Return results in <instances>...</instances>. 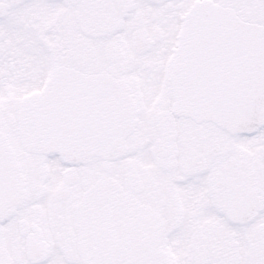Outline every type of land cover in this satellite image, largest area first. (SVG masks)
<instances>
[{"label":"flooded vegetation","instance_id":"obj_1","mask_svg":"<svg viewBox=\"0 0 264 264\" xmlns=\"http://www.w3.org/2000/svg\"><path fill=\"white\" fill-rule=\"evenodd\" d=\"M200 1L264 28V0H0V134L23 188L0 218V264H264V120L228 129L175 106L171 69ZM222 15L186 49L204 94L239 89L245 46ZM98 76L128 98L119 148L78 159L21 144L29 95L61 139L95 123Z\"/></svg>","mask_w":264,"mask_h":264},{"label":"water","instance_id":"obj_2","mask_svg":"<svg viewBox=\"0 0 264 264\" xmlns=\"http://www.w3.org/2000/svg\"><path fill=\"white\" fill-rule=\"evenodd\" d=\"M210 2L200 1L184 17L180 44L171 69V85L175 106L186 114L206 115L228 129L246 130L264 120V28L255 24L234 21L233 14ZM227 11V10H226ZM223 14L231 22L236 36L247 49L259 48L251 56H243L240 87L235 95L230 92L204 94L190 86L187 75L186 49L190 38L202 36V22L206 15ZM210 21V19H209ZM187 39V41H186ZM240 80V79H239ZM96 121L87 122L75 138L61 139L58 123L44 120V98L29 95L19 110L18 133L21 144L31 150H56L72 158H87L92 152L108 154L123 144V136L131 126L128 98L122 85L108 77L97 78ZM111 99V113L104 102ZM103 101L100 105L99 102ZM109 106V105H108ZM107 131V135H105ZM111 132V134H110ZM22 179L18 164L7 141L0 134V218L6 215L22 197Z\"/></svg>","mask_w":264,"mask_h":264},{"label":"bare ground","instance_id":"obj_3","mask_svg":"<svg viewBox=\"0 0 264 264\" xmlns=\"http://www.w3.org/2000/svg\"><path fill=\"white\" fill-rule=\"evenodd\" d=\"M244 50H242V53H243V55H242V58H243V56H244V58H245V56H247L248 54L251 56V53H253L254 51H256V49L254 48V49H252V48H250V49H247L246 48V46L243 48ZM258 52H259V48H257V51H256V54H258ZM242 58H241V67H242ZM264 66V63H262V67ZM241 67H240V75H239V87H240V81H241ZM263 83H264V81H263ZM264 85V84H263ZM225 91H227L228 92V89H227V85L225 86ZM214 95V94H213Z\"/></svg>","mask_w":264,"mask_h":264}]
</instances>
